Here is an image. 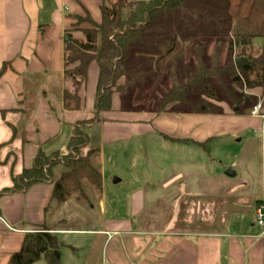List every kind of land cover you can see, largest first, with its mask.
<instances>
[{"label": "crops", "instance_id": "crops-1", "mask_svg": "<svg viewBox=\"0 0 264 264\" xmlns=\"http://www.w3.org/2000/svg\"><path fill=\"white\" fill-rule=\"evenodd\" d=\"M92 1L0 0V192L13 186L14 176L32 167L40 149L47 155L58 151L67 153V143L75 123L95 111L98 67L94 63L80 92L82 109L68 111L63 104L67 35L74 29L73 16L86 11L91 14ZM95 1L99 3L100 13L102 0ZM92 17L96 21L97 16ZM72 35L83 39L81 32L77 36ZM4 65L7 68L2 72ZM86 97H90L89 101ZM101 118L88 133L91 144L93 137L90 132L99 130V138L96 139L101 141L100 150L104 145L131 141L154 131L171 146L192 144L201 148L229 132L242 133L248 127L256 131L262 124L261 117L203 113L148 117L123 112L118 107L103 113ZM14 128L18 130L16 136ZM101 170L104 192L107 178L103 163ZM64 172L65 169L59 167L54 170L55 180L35 184L25 192L0 199V249L13 243L17 252L26 234L47 225V210L55 182ZM182 177V173H178L167 180V192H172L179 184L184 186L186 177ZM120 182L116 180L115 185ZM154 189L155 185L150 188ZM144 192L143 187L132 192V218L105 219L104 228L96 232L106 241L105 264H264V238L254 218L256 206L252 209L253 219L237 218L232 222L230 218L223 233H176L172 228L174 219L169 230L138 231L134 228V221L144 209ZM103 204L102 200L101 209ZM51 229L59 241V236L76 232ZM12 254H4L2 264H8Z\"/></svg>", "mask_w": 264, "mask_h": 264}, {"label": "trees", "instance_id": "trees-1", "mask_svg": "<svg viewBox=\"0 0 264 264\" xmlns=\"http://www.w3.org/2000/svg\"><path fill=\"white\" fill-rule=\"evenodd\" d=\"M100 13L101 21L96 22L86 11L85 22L89 25L79 29L83 39L69 33L64 48V108L82 109L80 92L90 66L95 63L98 67L95 113L75 123L67 153L47 155L40 149L32 167L14 176L13 186L2 190L0 199L55 180L54 170L63 167L65 172L55 182L47 216L54 207L57 210L68 206L73 198L76 202H87L89 207L92 203L100 206L104 195L98 162L101 150L89 147L87 129L98 123L103 113L112 110L115 96L122 111L134 106L136 97L156 81L157 64L175 51L178 41L230 38L242 49L221 67L196 69L190 63H177L175 88L165 96L156 114H162L173 104L175 113L221 115L223 111L215 108L212 100L225 103L242 116L250 112L254 100L247 92L264 87V0H102ZM256 40L263 41L262 52L253 58L246 44H254ZM238 58H246L250 64L238 70L235 64ZM6 68L4 65L2 72ZM17 132L14 128L15 136ZM53 232L45 225L26 234L8 264H35L43 258L47 264H60L55 252L62 243Z\"/></svg>", "mask_w": 264, "mask_h": 264}, {"label": "rangeland", "instance_id": "rangeland-1", "mask_svg": "<svg viewBox=\"0 0 264 264\" xmlns=\"http://www.w3.org/2000/svg\"><path fill=\"white\" fill-rule=\"evenodd\" d=\"M91 8V15L97 16L96 21L99 22V3L93 0ZM85 17L84 13L73 16L72 34L77 36L79 29L88 27ZM262 45V40L246 44L247 52L252 51V57L257 58L262 52ZM241 49L242 46L232 43L230 38H199L192 43L178 41L175 51L157 64L156 81L136 97L135 105L128 107L132 110L123 112H135L148 117L160 116L156 114L158 106L176 85L174 68L177 63H190L196 69L204 66L221 67L228 64ZM247 95L255 102L253 100L251 103L250 112L242 116L236 115L225 103L210 102L223 111L221 115L261 117V127L256 131L248 127L242 133L229 132L201 148L192 144L171 146L156 131L131 141L104 145L98 161L103 163V172L107 178L103 208L96 203L89 207L87 202H76L73 198L68 206L57 210L54 207L48 214L49 228L76 231L59 236L62 242L59 263L105 264L103 255L107 248L106 241L96 232L104 228L105 219L132 218L131 195L138 187H143L145 191L144 209L134 221V228L138 231L163 232L171 229V220L174 219L172 228L176 233L209 235L225 232L230 218L232 222L237 218L253 219L252 209L260 202L264 203V87L249 91ZM89 98L85 99L89 101ZM120 103L115 96L113 107L121 110ZM257 105L261 109L255 112L254 107ZM173 107V104L168 105L162 114H187L175 113ZM94 113L87 114L85 119ZM89 131L90 128L87 129ZM90 133L93 140L89 147L100 148L101 141L96 139L99 138V130ZM227 171H232L233 176H227ZM178 173L186 177V184H179L172 192H167L166 181ZM116 180L121 182L115 185ZM153 185L154 191L150 190ZM15 247L13 243L1 247L0 264L4 254L16 252ZM36 264L46 262L41 259Z\"/></svg>", "mask_w": 264, "mask_h": 264}, {"label": "built area", "instance_id": "built-area-1", "mask_svg": "<svg viewBox=\"0 0 264 264\" xmlns=\"http://www.w3.org/2000/svg\"><path fill=\"white\" fill-rule=\"evenodd\" d=\"M261 109L260 105L254 107V111L257 112ZM255 220L256 224L262 228V237L264 238V203L260 202L255 207Z\"/></svg>", "mask_w": 264, "mask_h": 264}, {"label": "water", "instance_id": "water-1", "mask_svg": "<svg viewBox=\"0 0 264 264\" xmlns=\"http://www.w3.org/2000/svg\"><path fill=\"white\" fill-rule=\"evenodd\" d=\"M133 1H142V0H133ZM235 64H236L237 69L240 70V69L244 68L245 66H247L248 64H250V62L246 58H238L235 60ZM226 175L227 176H233V172L227 171ZM55 255L58 259L60 258V252L59 251H56Z\"/></svg>", "mask_w": 264, "mask_h": 264}]
</instances>
